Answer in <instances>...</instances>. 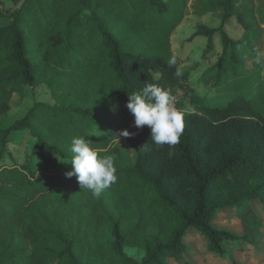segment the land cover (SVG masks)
<instances>
[{"label":"trees","instance_id":"trees-1","mask_svg":"<svg viewBox=\"0 0 264 264\" xmlns=\"http://www.w3.org/2000/svg\"><path fill=\"white\" fill-rule=\"evenodd\" d=\"M236 2H221L219 29L194 35L211 40L221 33L223 55L212 69L219 84L238 63L231 51L237 45L224 31L239 12ZM187 7V0H15L9 24L0 28V162L11 133L4 121L24 86L47 85L57 105H38L25 118L31 161L0 167V264H193L183 259L192 231L229 264H238L231 248L264 246L258 91L224 99L191 95L195 113H182L184 131L171 147L154 144L148 126L135 128L126 107L128 95L146 84L170 91L175 102L186 94L190 74L181 71L172 37ZM124 130L135 135L125 138ZM81 136L98 155L115 156L117 181L99 197L55 169L72 170L70 142ZM122 139L137 155L133 166ZM39 160L45 167L36 171ZM227 210H237L242 235L215 227Z\"/></svg>","mask_w":264,"mask_h":264},{"label":"rangeland","instance_id":"rangeland-1","mask_svg":"<svg viewBox=\"0 0 264 264\" xmlns=\"http://www.w3.org/2000/svg\"><path fill=\"white\" fill-rule=\"evenodd\" d=\"M224 0H187L188 7L184 21L177 28L172 37L173 52L181 62V71L190 74L189 86L186 94H179L174 106L183 114L195 113L194 105H190L192 96L203 99L218 97L230 98L235 95H251L258 91L256 97V110L264 117V0H237L235 6L238 13L230 19L224 28L225 33L236 44L232 50L237 51L235 56L238 63L232 64L229 73H225L222 84H219L216 72L212 71L223 55V38L221 33H216L212 39L195 37L199 29H219L225 15L221 2ZM15 6V0H0V28L8 23V15ZM253 29V31H252ZM232 46V45H231ZM223 85L224 88L220 86ZM38 105L54 107L57 102L51 89L44 84L37 86H24L22 96L16 95L10 112L8 113L3 128L11 129L8 140V152L0 162V167L24 166L33 157V143L29 138V128L25 118ZM98 134V133H97ZM92 135H96L92 131ZM123 156L130 166L137 161L134 149L125 139L120 142ZM41 159V155H35ZM35 162V161H34ZM58 168H57V167ZM56 170L63 174L72 171L64 165ZM36 171L44 170V162L33 164ZM34 170V171H35ZM264 217V208L258 211ZM237 210H227L219 213L215 220V227L228 230L236 235H242L241 226L236 220ZM264 234V230H263ZM190 254L184 257L193 264H229L227 259L211 255L206 249L207 240L198 232L192 231L187 240ZM263 243V244H262ZM264 245V236L261 242ZM243 250L230 249L231 255L238 264H264V246H244ZM235 248V247H234ZM137 258L140 253L130 252ZM171 264H184L171 261Z\"/></svg>","mask_w":264,"mask_h":264},{"label":"clouds","instance_id":"clouds-1","mask_svg":"<svg viewBox=\"0 0 264 264\" xmlns=\"http://www.w3.org/2000/svg\"><path fill=\"white\" fill-rule=\"evenodd\" d=\"M169 63L174 64L175 60ZM176 75L179 76L180 72L177 71ZM128 101L126 107L134 117V127L142 129L148 126L154 144L171 147L180 142L184 131L183 114L174 106L175 98L170 91L155 84H146L141 91L128 95ZM120 135L130 138L135 133L124 130ZM91 143L82 136L71 139L72 171L65 175L69 179L75 176L81 190H88L94 197H99L103 190L117 181L115 156L98 155Z\"/></svg>","mask_w":264,"mask_h":264}]
</instances>
